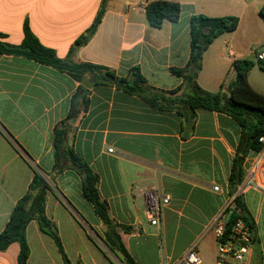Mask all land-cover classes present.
Wrapping results in <instances>:
<instances>
[{
	"label": "crops",
	"instance_id": "1",
	"mask_svg": "<svg viewBox=\"0 0 264 264\" xmlns=\"http://www.w3.org/2000/svg\"><path fill=\"white\" fill-rule=\"evenodd\" d=\"M152 1L159 0L148 3ZM166 1L181 4V17L154 28L140 5L143 0H106L95 34L72 59L107 67L120 77L139 66L149 86L174 92L165 94L171 101L163 103L167 109L152 107L114 84L93 85L89 74L77 82L53 67L0 54V233L39 171L50 186L46 214L56 224L71 264H123L103 241L106 226L83 196L82 173L67 156L72 150L98 174L99 193L138 264H183L192 247L202 264L215 263L213 224L231 200L228 180L241 127L228 115L189 108L182 101L185 81L171 68L189 62L192 15L237 16L238 28L209 45L197 76L204 90H221L235 79L233 62L254 61V51L264 46V0ZM102 2L0 0V40L21 44L28 21L44 46L66 58ZM249 82L264 93L261 66L252 68ZM58 125L66 135L56 156ZM246 169L237 194L253 217L255 240L249 258L236 264H264V151L250 152ZM153 190L171 197L159 225L146 216L147 195ZM82 214H90L91 222ZM27 240L28 264H65L37 221L28 225ZM19 251V243L0 251V264H17Z\"/></svg>",
	"mask_w": 264,
	"mask_h": 264
},
{
	"label": "trees",
	"instance_id": "2",
	"mask_svg": "<svg viewBox=\"0 0 264 264\" xmlns=\"http://www.w3.org/2000/svg\"><path fill=\"white\" fill-rule=\"evenodd\" d=\"M106 10V0L85 34L80 36L66 58H60L52 48L44 46L32 32L28 21L24 25V40L21 44H10L0 40V54L20 56L37 63L53 67L60 72L69 74L77 82L85 75H90L93 85L114 84L125 92L140 95L152 107L167 109L163 103L171 102L163 90H158L147 84L141 68H131L128 76L120 77L115 71L92 63H76L72 59L75 50L86 44L95 34ZM182 14V6L178 2L159 0L148 3L146 17L154 28H161L165 21L177 22ZM261 14H264L261 11ZM237 16L211 17L204 14H194L190 18L191 53L185 68H171L175 75L182 76L187 88L186 98L182 101L192 110L207 109L228 115L241 127V138L231 166L228 180V195L232 199L226 209L227 220L225 236L229 237L238 220H243L253 232L255 223L242 196L237 194L247 176L246 160L250 152H261L264 144L260 138L264 136V93L257 91L249 82V73L256 63L249 59H237L233 62L235 79L229 84H223L218 92H208L201 88L197 76L202 69L204 52L213 41L224 33L233 32L238 28ZM1 37V35H0ZM264 70V67L261 66ZM66 131L61 125L54 130V148L56 156L64 147ZM71 163L79 169L83 176V196L92 204L94 213L106 226L103 241L116 254L123 264H138L128 251L119 232L120 225L113 222L109 204L104 200L98 189L99 176L89 165L72 150L67 152ZM50 186L39 171H35L27 192L17 202L10 219L0 233V251L6 250L12 243H19L20 251L17 264H28L30 247L27 240V227L32 221H37L41 230L50 235L57 244L65 264H71L65 250L56 224L46 214V194ZM230 217L228 218V216ZM254 242V241H253Z\"/></svg>",
	"mask_w": 264,
	"mask_h": 264
},
{
	"label": "built area",
	"instance_id": "3",
	"mask_svg": "<svg viewBox=\"0 0 264 264\" xmlns=\"http://www.w3.org/2000/svg\"><path fill=\"white\" fill-rule=\"evenodd\" d=\"M140 5L146 10L148 0H143V3ZM262 13L264 14V6ZM254 62L264 67V49H261V47L254 51ZM260 142L264 144V136L260 138ZM261 188L264 189V186H261ZM214 189L221 191V188L218 186ZM231 201L232 199L229 201V204ZM170 202L171 197L169 195L161 194L156 190L149 192L147 195L146 216L152 225L160 224L163 208L168 206ZM226 220L227 212L219 216L213 224V230L217 240V258L214 264L245 262L251 253L254 241L253 232L243 220H238L231 231V235L226 237ZM182 262L183 264H202L203 261L197 249L192 247L183 257Z\"/></svg>",
	"mask_w": 264,
	"mask_h": 264
},
{
	"label": "rangeland",
	"instance_id": "4",
	"mask_svg": "<svg viewBox=\"0 0 264 264\" xmlns=\"http://www.w3.org/2000/svg\"><path fill=\"white\" fill-rule=\"evenodd\" d=\"M261 49H264V46H261ZM82 215L86 219V221L91 222V220H90L91 218H89L91 216L90 214H86V215L82 214ZM89 230H90L92 235H94L96 238H98L97 235L91 229H89ZM99 242H101V241L99 240ZM101 244L103 245V247L107 248L102 242H101ZM110 253L112 254V252H110Z\"/></svg>",
	"mask_w": 264,
	"mask_h": 264
},
{
	"label": "water",
	"instance_id": "5",
	"mask_svg": "<svg viewBox=\"0 0 264 264\" xmlns=\"http://www.w3.org/2000/svg\"><path fill=\"white\" fill-rule=\"evenodd\" d=\"M230 217V215L228 216V218Z\"/></svg>",
	"mask_w": 264,
	"mask_h": 264
}]
</instances>
